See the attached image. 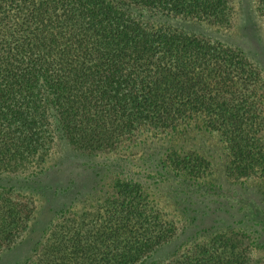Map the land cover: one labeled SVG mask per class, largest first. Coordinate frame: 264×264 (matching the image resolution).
<instances>
[{
	"label": "trees",
	"instance_id": "obj_1",
	"mask_svg": "<svg viewBox=\"0 0 264 264\" xmlns=\"http://www.w3.org/2000/svg\"><path fill=\"white\" fill-rule=\"evenodd\" d=\"M232 1L0 0V173L29 181L41 175L53 145L50 116L70 148L91 156L198 121L218 130L230 150L227 176L256 181V219L263 226L264 103L255 98L264 84L258 71L233 48L142 19L153 14L221 26ZM249 3L264 25V0ZM248 28L239 23L241 39L247 40ZM254 39L257 53L261 40ZM148 156L156 170H174L180 180H200L207 171L204 158L190 150L167 145ZM129 192H123L125 203L111 201L113 218L123 217L118 231L114 223L83 231L68 220L65 231L73 239L61 238L64 225L54 226L50 241L19 264H141L173 237L174 225L131 207ZM33 212L28 195L0 185V254L14 249ZM81 230L85 236L77 234ZM249 237L217 236L163 264H264L251 256L255 241Z\"/></svg>",
	"mask_w": 264,
	"mask_h": 264
},
{
	"label": "rangeland",
	"instance_id": "obj_2",
	"mask_svg": "<svg viewBox=\"0 0 264 264\" xmlns=\"http://www.w3.org/2000/svg\"><path fill=\"white\" fill-rule=\"evenodd\" d=\"M240 4L239 0L232 1L229 21L221 26L153 14H145L142 19L149 18L150 26H163L241 52L254 65L264 84V25L249 0L242 6ZM136 14L140 19V10ZM239 23L249 27L247 40L241 39L237 32ZM251 23L254 29L250 27ZM255 37L261 40L262 49L257 53ZM256 93L255 99H262L264 103V85L262 91L259 89ZM48 119L53 145L41 175L29 181L22 176L0 173L1 186H13L21 197L28 195L34 202V212L26 230L11 252L0 254V264H19L41 241H50L54 226L64 225L61 238H70V231H65L68 220H74L77 226L81 223L83 231L100 225L110 229L113 223L117 230L118 224L123 223V217L120 216L119 221L113 218L111 201L123 198L122 203H125L129 198L122 197L123 192L129 191L128 197H135L131 207L146 211L147 217L162 214L174 225L173 237L158 246L141 264H163L189 251L194 244L241 232L249 234L250 240L247 238V241H255L251 256L258 260L264 258V247L260 246L258 238L260 231L264 237V225L256 219L260 210L254 203L253 183L256 181L227 176L231 152L218 130H205L202 123L192 121L171 135L154 136L152 139L146 136L147 139L140 144L141 136L126 150L91 156L70 148L57 132L55 119L52 116ZM262 134L264 136V131ZM167 145L202 156L207 163L205 176L200 180L194 178L196 181L189 177L180 180L173 175L174 170H156L155 158L149 157L148 153ZM261 153L264 154V148ZM77 234L86 235L82 230ZM87 237L91 236L87 234Z\"/></svg>",
	"mask_w": 264,
	"mask_h": 264
}]
</instances>
